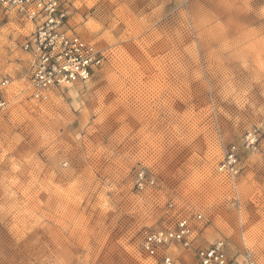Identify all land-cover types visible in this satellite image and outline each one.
I'll return each mask as SVG.
<instances>
[{"label":"rangeland","instance_id":"rangeland-1","mask_svg":"<svg viewBox=\"0 0 264 264\" xmlns=\"http://www.w3.org/2000/svg\"><path fill=\"white\" fill-rule=\"evenodd\" d=\"M104 53L86 83L29 88L30 24L0 7V264H161L145 233L264 264V0H65ZM234 177L220 171L229 153ZM201 218L198 219L197 216Z\"/></svg>","mask_w":264,"mask_h":264},{"label":"built area","instance_id":"built-area-1","mask_svg":"<svg viewBox=\"0 0 264 264\" xmlns=\"http://www.w3.org/2000/svg\"><path fill=\"white\" fill-rule=\"evenodd\" d=\"M0 7L16 11L30 24L23 48L31 55L29 88L35 100L46 101L55 88L88 82L102 65L105 59L102 50L71 30L65 0H0ZM9 83V79L0 77V114L8 107ZM235 163L236 157L231 152L219 170L234 177ZM194 239L193 227L183 218L174 229L145 233L140 246L148 257L158 258L161 264H174L167 248L177 244L188 249ZM241 256L244 264H261L247 250ZM194 264H229L223 242L197 249Z\"/></svg>","mask_w":264,"mask_h":264}]
</instances>
